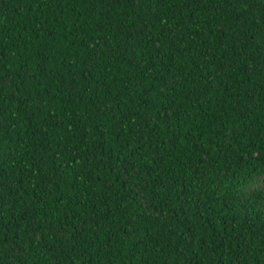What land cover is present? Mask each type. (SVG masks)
I'll return each instance as SVG.
<instances>
[{"label": "trees", "instance_id": "16d2710c", "mask_svg": "<svg viewBox=\"0 0 264 264\" xmlns=\"http://www.w3.org/2000/svg\"><path fill=\"white\" fill-rule=\"evenodd\" d=\"M264 0H0V264H264Z\"/></svg>", "mask_w": 264, "mask_h": 264}, {"label": "snow or ice", "instance_id": "6c2138e0", "mask_svg": "<svg viewBox=\"0 0 264 264\" xmlns=\"http://www.w3.org/2000/svg\"><path fill=\"white\" fill-rule=\"evenodd\" d=\"M233 2L239 4V3H244L245 0H233ZM261 180H264V177H261Z\"/></svg>", "mask_w": 264, "mask_h": 264}]
</instances>
